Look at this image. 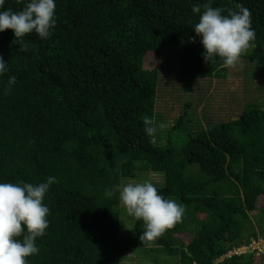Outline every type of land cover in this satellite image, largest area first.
I'll use <instances>...</instances> for the list:
<instances>
[{"label": "trees", "instance_id": "1", "mask_svg": "<svg viewBox=\"0 0 264 264\" xmlns=\"http://www.w3.org/2000/svg\"><path fill=\"white\" fill-rule=\"evenodd\" d=\"M26 2L5 0L0 11ZM208 2L55 0L48 39L33 32L17 45L12 30L0 32L8 67L0 75V183L58 180L44 197L49 227L28 264H264L255 255L221 259L264 237V104L255 92L264 87V0H211L251 12L255 40L231 69L218 57L205 63L194 32ZM238 76L243 88H229ZM145 115L156 121L154 140ZM195 119L206 123L183 133ZM145 180L185 206L151 247L119 193L105 195Z\"/></svg>", "mask_w": 264, "mask_h": 264}, {"label": "clouds", "instance_id": "2", "mask_svg": "<svg viewBox=\"0 0 264 264\" xmlns=\"http://www.w3.org/2000/svg\"><path fill=\"white\" fill-rule=\"evenodd\" d=\"M21 2L23 0H17V3ZM4 4L5 0H0V8ZM235 8L213 7L211 0L203 5V13L194 26V32L196 36L202 37L205 63H215L218 57L222 67L235 68L241 57L252 47L255 31L251 27V12L241 4H236ZM55 9V0H27L20 11H0V32L12 30L15 35L13 43L17 45H23L24 37L33 32L41 40L48 39L56 26ZM225 11L227 15L222 14ZM192 12L201 13V6L194 5ZM7 71V63L0 57V75ZM15 84L16 77L10 76L5 95L11 93ZM143 125L146 135L154 140L156 121L145 115ZM167 126L163 122L158 125L159 129ZM55 183L58 180L52 176L38 185L24 182L0 183V264H28V257L38 254L36 240L43 237L49 227V208L43 201L50 186ZM117 192L127 214L143 222L145 230L139 239L148 247L181 222L185 212L183 204L164 198L150 180L115 185L106 190L105 195L112 197ZM253 242L256 245L251 248ZM261 245L263 248L264 242L260 238L251 240L248 244L232 247L221 259L239 255L263 256ZM237 248L246 250L241 254H229Z\"/></svg>", "mask_w": 264, "mask_h": 264}, {"label": "rangeland", "instance_id": "3", "mask_svg": "<svg viewBox=\"0 0 264 264\" xmlns=\"http://www.w3.org/2000/svg\"><path fill=\"white\" fill-rule=\"evenodd\" d=\"M254 70H256V68L254 67V68H251V70H250V72H252V71H254ZM232 72V74L233 73H236V74H238L239 75V69H234V70H232L231 71ZM244 73H248V71L247 70H244L243 71ZM242 78H244L243 76H238V77H233L231 80H230V82H229V84L231 85H229L228 87L230 88V87H232V88H239V89H242L243 88V86H242V84H243V82H245ZM247 78V77H246ZM261 80H262V77H260V75H257L256 76V79H254V83H260L261 82ZM240 82H242V84L240 83ZM239 91V90H238ZM260 91H263L264 92V87L263 88H259L257 91H255L256 92V95H257V99H259L257 102H260V104L261 105H263L264 104V93H262V92H260ZM260 92V93H259ZM247 102H243V106L246 104ZM215 110H217L218 112H221V116H224L225 114H224V109H225V107H222L221 105L220 106H218V104L216 105L215 104ZM221 110V111H220ZM206 123V122H205ZM204 122H202V121H198V120H196L195 119V121L193 122V124H192V126L190 125V123H189V125L187 126V125H184V129H185V132H183V133H185L186 134V132H187V134H190L191 132H189V131H191V130H193L192 128H194V127H199V126H202L203 124H205ZM168 124L169 125H171L170 127H172L173 126V121L172 122H168ZM148 177H152L153 179H154V181H158V178L156 177V176H154L153 174H148ZM123 206V205H122ZM125 212H126V210H125ZM131 225L130 224H128V227H130ZM260 240L262 241V242H264V237H261L260 238ZM260 248H261V252L264 250V247L262 248V245L260 246ZM256 256V255H255ZM132 257H133V255H132ZM261 258H262V260H263V262H264V256H261ZM141 264H147V263H141Z\"/></svg>", "mask_w": 264, "mask_h": 264}, {"label": "built area", "instance_id": "4", "mask_svg": "<svg viewBox=\"0 0 264 264\" xmlns=\"http://www.w3.org/2000/svg\"><path fill=\"white\" fill-rule=\"evenodd\" d=\"M256 245V243H252L251 248H254V246ZM246 248H237V249H233L229 254H241L243 252H245Z\"/></svg>", "mask_w": 264, "mask_h": 264}]
</instances>
